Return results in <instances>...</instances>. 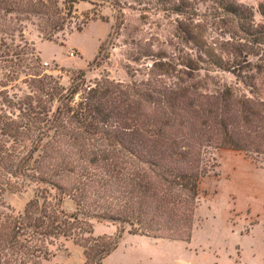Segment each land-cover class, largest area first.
Returning <instances> with one entry per match:
<instances>
[{"label": "trees", "instance_id": "trees-1", "mask_svg": "<svg viewBox=\"0 0 264 264\" xmlns=\"http://www.w3.org/2000/svg\"><path fill=\"white\" fill-rule=\"evenodd\" d=\"M81 1L90 0H0L1 84L22 79L29 89L0 91V203L38 186L22 212H0V264H44L63 239L84 249L85 264H104L125 232L190 241L215 153L264 158V22L253 6L203 0V26L218 37L201 40L197 59L157 61L140 82L82 76L66 88L25 32L31 23L54 39ZM257 9L264 16V0ZM66 196L75 211L63 208ZM95 221L115 224L116 235H95Z\"/></svg>", "mask_w": 264, "mask_h": 264}, {"label": "rangeland", "instance_id": "rangeland-1", "mask_svg": "<svg viewBox=\"0 0 264 264\" xmlns=\"http://www.w3.org/2000/svg\"><path fill=\"white\" fill-rule=\"evenodd\" d=\"M239 2L253 6L256 21L264 22L257 9L260 0ZM209 4L203 0L81 1L75 4L69 25L54 39L43 38L31 23L25 34L35 43L45 72L66 88L82 76L86 85L101 77L130 84L146 80L157 61L177 66L203 54L201 40L218 37L213 27L203 26ZM194 73L208 74L216 82L234 80L233 74L222 70ZM2 79L0 91L7 89L19 96L29 91L22 79L6 88ZM215 157L216 165L202 182L190 241L125 232L104 264H264V158L253 160L227 149L218 150ZM37 187L32 183L6 192L4 202L18 214ZM62 205L67 211L77 207L69 196ZM6 207L0 203V212H9ZM95 225V235L117 233V226L110 222L95 221ZM62 244L44 264H85L81 246L64 239Z\"/></svg>", "mask_w": 264, "mask_h": 264}, {"label": "crops", "instance_id": "crops-1", "mask_svg": "<svg viewBox=\"0 0 264 264\" xmlns=\"http://www.w3.org/2000/svg\"><path fill=\"white\" fill-rule=\"evenodd\" d=\"M251 232V231H250Z\"/></svg>", "mask_w": 264, "mask_h": 264}]
</instances>
